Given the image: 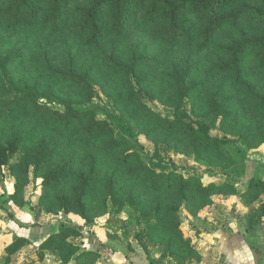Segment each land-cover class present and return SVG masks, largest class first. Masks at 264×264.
Instances as JSON below:
<instances>
[{
	"label": "trees",
	"instance_id": "16d2710c",
	"mask_svg": "<svg viewBox=\"0 0 264 264\" xmlns=\"http://www.w3.org/2000/svg\"><path fill=\"white\" fill-rule=\"evenodd\" d=\"M132 20L140 27L153 28V38L170 47L193 40L192 23L201 26L199 48L215 41L223 29L238 30L240 40L216 46L223 57L214 66L219 73L231 77L238 87L237 94L217 97L219 91L210 93L202 111L192 104L196 115L193 118L184 108L191 88L182 85L186 69L168 74L174 87L165 105L151 93L144 92L143 97L136 87L142 80L136 75L137 68L150 57L133 53L123 60L106 55V67L125 90V110L130 116H142L163 137L147 139L149 132L117 135L107 119L99 117L97 108L86 106L97 94L89 67L76 68L70 56L66 66L56 67L44 54L41 70L50 82L42 84L16 78L9 68L13 57L0 56V184L3 185V167L10 166L15 181L9 200L11 206H16L10 207L14 210L27 203L18 195L33 168L32 182L41 192L57 191L51 205L43 207L47 213H72L85 224L105 213L109 205L114 213L127 205L135 214H152L144 228L149 241L177 264H198L201 255L183 233L181 213L197 216L215 194H238L248 204L264 194V180L260 178H251L244 189L234 185L243 177L246 162L260 159L258 149L264 145V83L261 87L259 83V89L249 86L252 77L264 68V0H0L1 26L39 34L47 38V44L70 34L79 46L99 49L106 35L123 38ZM243 24L259 28V34L247 36ZM248 49L257 51L256 63L246 62ZM57 82L76 89V94L57 93ZM147 100L159 102L167 111H158ZM239 112L243 119L238 118ZM237 122L235 130L225 126ZM219 130L230 136L214 134ZM162 142L208 166L220 167V174L229 180L205 184L201 173L184 176L169 167L157 170L151 163L160 157L158 145ZM19 152L23 156L13 161ZM57 152L63 158L47 167ZM80 161L83 163L74 170ZM164 161L169 163L171 159ZM124 181L130 182L129 190ZM137 188L142 191L135 193ZM146 191L155 195L151 205L145 201ZM161 196L164 202L158 198ZM41 198L46 200L44 195ZM0 210L20 227L38 226L22 220L7 207ZM250 218L255 219V213H250ZM252 229L250 226L248 233ZM82 236V226L62 223L51 228L35 253L40 258L48 250L58 264H95L98 255L82 250L78 241ZM25 242L26 238L16 237L6 252L13 254Z\"/></svg>",
	"mask_w": 264,
	"mask_h": 264
},
{
	"label": "rangeland",
	"instance_id": "374dc122",
	"mask_svg": "<svg viewBox=\"0 0 264 264\" xmlns=\"http://www.w3.org/2000/svg\"><path fill=\"white\" fill-rule=\"evenodd\" d=\"M76 1L78 3H86L87 0ZM244 1L258 3V0ZM192 27L193 40L191 42L183 43L176 47H170L153 38V28L140 27L132 20L127 25V30L123 38L117 39L111 35H106L99 49H91L79 46V42L70 34L57 37L47 44L45 41L47 38L39 34L30 35L23 30H8L0 25V56L11 55L13 57V61L10 63L9 68L16 78L28 79L29 81H36L42 84L50 82L49 78L41 70L40 61L44 54L48 56L51 63L56 67L66 66L69 62L67 57H73L72 63L76 68H81L83 66L89 67L93 87L97 93L94 99L86 104V106L97 108L99 117L107 119L117 135H128L135 132L143 134L149 132L150 136H147V139L152 140V137L162 140L161 137L163 136L159 132L153 131L142 116L138 114L130 116L127 110H125L126 107L123 103L125 90H123L122 86L119 84L118 78L106 67L105 56L111 54L114 57L126 60L133 53H135L136 56L142 53L150 57L137 68L136 75L141 77L142 80L136 83V87L143 97H145L144 92L151 93L159 98L158 100L160 103H165V105L170 101L172 88L174 87L169 80L168 74L186 69L188 72L182 85L184 88H191L189 90V98L186 99L184 103V108L191 117L196 118L192 109V104H195L198 112L202 111L210 93L219 91L217 97L237 94L238 87L231 77L219 73L214 66L218 63L219 59L223 57V53L218 50L216 46L218 44L229 43L231 39L240 40L242 34L235 29H223L216 36L215 41H212L204 48H199L201 42V26L197 23H192ZM243 29L247 36L250 34L258 35L260 30L255 26L246 24H243ZM247 52L248 56L245 57L246 62L256 63L257 58H255L254 53L257 51L255 49H248ZM132 77L134 78L135 76ZM244 80L248 81L246 78H244ZM259 83L260 87L264 83V68L259 75L252 77V82H250L251 85L248 84L252 88L255 85V87L259 89ZM55 91L57 93L66 92L70 94H76L77 92L76 89L58 82ZM43 101L47 102L46 100ZM147 102L160 112L165 113L167 111V108L157 101L150 103V101L147 100ZM53 104L57 105L58 103ZM231 107L234 109L236 103L233 102ZM238 118H244L241 112H239ZM239 123L240 122L228 123L225 126L231 127L230 130L232 131L235 130V126ZM214 134L220 137L230 136L229 133L222 130L216 131ZM147 139L145 138L146 141ZM142 140L145 142L144 139ZM262 146L263 145L260 147ZM158 152L160 157L151 163L157 170L169 167L182 173L184 176H189L193 173H201L200 175L203 176L202 181L205 184L209 183L212 179L215 180L218 176L224 178L222 174L217 172V169L220 170V167L208 166L201 161L195 160L192 155H184L164 142L159 143ZM22 156L23 153L19 152L14 157L13 161H19ZM62 158V153H55L47 167L55 165ZM164 159H171V161L166 163ZM82 163V161L79 163L76 162L74 170L79 168ZM207 171H210L211 174H208ZM3 172V185L0 184V207H8L7 209L9 211H12L13 214H17L24 221H33L34 219L35 223H39L40 228H38V232H40V234L37 235L40 237V242H38L39 245L49 235V231H51L48 227H44V225L58 227L62 223L75 224L77 226H82L83 229V236L78 239L82 244L83 251H91L99 244L103 247H107L110 251H121L126 255L130 262L129 264H152L151 262H153V264H164V254L156 245L149 241L146 231L144 230L146 222L152 220V214L147 216L135 214L133 209L127 205L121 212L114 213L112 212V206L109 205L105 213L96 215L92 223L85 224L84 220L72 213H47L43 207L51 205L57 191H51L49 193H44V191H42L43 194L41 190L35 186L36 182H32L34 176L33 168L30 169L29 178L24 182L25 185L23 190L18 195L19 199L23 197L27 203L21 206L22 208L20 210H14L10 207L16 206H11L9 196L14 190L15 180L12 176L10 166H4ZM124 184L126 189L129 190L130 182L124 181ZM68 185L69 183L64 185L63 188H67ZM62 189L58 188V190ZM140 191H142V189L137 188L135 193H140ZM146 192L147 196H145V201L149 200V202L146 203L147 205H151L154 203L152 197L155 195L149 191ZM124 193L127 194L126 191H124ZM42 195L46 197V200L41 198ZM158 198H161L164 202V196ZM212 203L213 196L212 202L209 205ZM0 212L4 215L3 210H0ZM197 216L192 217L185 211L181 213V228L185 236V232L188 233V219L193 221ZM3 217L8 224H13L10 221L12 219L6 216ZM183 224L184 226L182 227ZM207 257L210 259L211 254H207ZM120 258H122V260L124 259V257ZM39 259L41 264H58L54 255L48 250L43 251V256ZM167 264H177V262L167 258ZM212 264H222V261L214 260Z\"/></svg>",
	"mask_w": 264,
	"mask_h": 264
},
{
	"label": "crops",
	"instance_id": "0c3cea01",
	"mask_svg": "<svg viewBox=\"0 0 264 264\" xmlns=\"http://www.w3.org/2000/svg\"><path fill=\"white\" fill-rule=\"evenodd\" d=\"M258 152L262 157L246 162L243 177L234 182L235 186L244 189L253 177L264 180V145ZM223 180L229 179L218 176L209 182L219 183ZM250 213H255V219L250 218ZM3 216L0 212V264H41L35 253L40 242L37 236L40 234V224L24 228L12 220L13 224H8ZM250 226L253 228L251 234L248 233ZM44 227L52 228L49 225ZM187 228L188 233L185 234L191 237L202 258L198 264H212L214 260L222 261V264H264V194L252 204L238 194H215L213 203L200 210L195 220L188 219ZM16 237H24L26 242L16 252L8 254L6 247ZM92 250L98 255L95 264L130 263L121 251H110L99 244ZM207 254H211L210 259ZM164 264H167L165 256Z\"/></svg>",
	"mask_w": 264,
	"mask_h": 264
}]
</instances>
